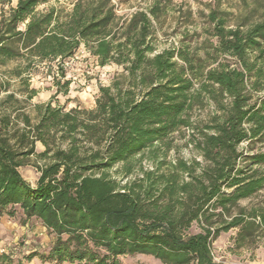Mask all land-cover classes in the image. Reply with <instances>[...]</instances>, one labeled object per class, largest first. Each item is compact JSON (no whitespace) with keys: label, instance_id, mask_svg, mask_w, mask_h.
Wrapping results in <instances>:
<instances>
[{"label":"trees","instance_id":"1","mask_svg":"<svg viewBox=\"0 0 264 264\" xmlns=\"http://www.w3.org/2000/svg\"><path fill=\"white\" fill-rule=\"evenodd\" d=\"M131 1L0 0V70L12 63L15 86L0 101V218L20 212L55 237L27 264L134 255L224 264L212 245L232 230L237 250L264 245V150H240L264 145V0H198L196 10L152 0L120 14ZM177 34L176 46L158 49L160 37ZM82 48L121 72L99 87L93 108H67L57 103L71 85L63 63ZM55 62V94L32 103V75L44 64L54 73ZM184 130L199 159L168 162ZM26 166L39 173L35 186Z\"/></svg>","mask_w":264,"mask_h":264},{"label":"rangeland","instance_id":"2","mask_svg":"<svg viewBox=\"0 0 264 264\" xmlns=\"http://www.w3.org/2000/svg\"><path fill=\"white\" fill-rule=\"evenodd\" d=\"M127 1V0H125ZM152 0H134L126 2L122 5L119 13L127 15L138 9L145 7ZM198 0H174V3L182 2L190 5L194 10L198 8L196 3ZM206 1V0H201ZM15 5V3H13ZM12 6V5H11ZM0 4V14H1ZM9 6L5 4V9ZM1 17V16H0ZM200 24V21H199ZM180 39V34L169 37H160L158 49L163 50L172 46H176ZM44 64L38 72L32 75L30 84L31 88L38 92L32 103H46L51 100L56 92L53 82V76L56 75L57 65L53 64L54 73H48ZM66 70V78L64 81H71L68 96L62 94L57 97V103L61 106L67 104V108L76 107L78 105L91 109L95 105V98L98 94V89L101 85L107 86L111 83L116 73L121 72V69L114 65L101 67L96 60L91 57L84 48L70 60L63 63ZM12 69V63H9L6 68L0 70V101L6 95H9L14 90L12 87V77L7 73ZM7 71V72H6ZM5 86V88H3ZM2 87V88H1ZM68 102V103H67ZM213 110L212 106L206 107L204 110H195L192 113L193 120L206 119L207 115ZM190 132L187 130L181 133H176L172 138L173 147L167 152L166 160L174 161L176 158L184 160L199 159L193 146L189 144ZM253 149L264 150V145L255 144L252 147L249 144L243 143L240 150L247 152ZM139 157V156H137ZM162 157V156H161ZM139 159V158H138ZM143 167L152 168L154 163L148 160L142 162ZM21 174L31 185L35 186L39 178V173L32 166H26L20 169ZM261 193V195H263ZM248 201H242L241 205H248ZM200 229L197 224H194L189 233L197 234ZM237 234L236 230L229 233H222L220 237L212 245V253L215 262L224 264H264V245L251 247L248 249L237 250L234 248L233 239ZM55 242L54 235L50 234L43 225L36 219L25 221L20 212H16L14 217L3 215L0 218V264H27L26 258L32 253L38 255H47ZM4 260V261H3ZM123 264H162L160 261L151 256L134 255L120 258ZM28 264H57V263H42L39 257L34 258ZM69 264V263H65Z\"/></svg>","mask_w":264,"mask_h":264}]
</instances>
